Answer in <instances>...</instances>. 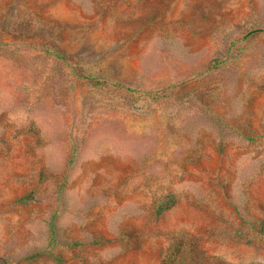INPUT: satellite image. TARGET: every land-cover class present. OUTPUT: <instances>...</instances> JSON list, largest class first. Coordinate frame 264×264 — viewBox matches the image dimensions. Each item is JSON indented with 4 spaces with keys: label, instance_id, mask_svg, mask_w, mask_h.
<instances>
[{
    "label": "rangeland",
    "instance_id": "374dc122",
    "mask_svg": "<svg viewBox=\"0 0 264 264\" xmlns=\"http://www.w3.org/2000/svg\"><path fill=\"white\" fill-rule=\"evenodd\" d=\"M176 230L264 264V0H0V264Z\"/></svg>",
    "mask_w": 264,
    "mask_h": 264
},
{
    "label": "trees",
    "instance_id": "16d2710c",
    "mask_svg": "<svg viewBox=\"0 0 264 264\" xmlns=\"http://www.w3.org/2000/svg\"><path fill=\"white\" fill-rule=\"evenodd\" d=\"M165 205L155 208L157 216L168 207ZM207 258L210 257L207 256L199 236L185 230H176L167 234L166 242L159 252L158 264H203Z\"/></svg>",
    "mask_w": 264,
    "mask_h": 264
}]
</instances>
